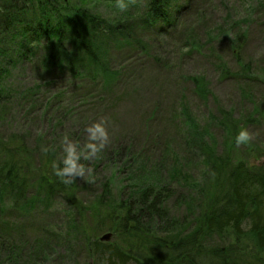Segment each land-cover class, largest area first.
<instances>
[{
    "label": "trees",
    "instance_id": "trees-1",
    "mask_svg": "<svg viewBox=\"0 0 264 264\" xmlns=\"http://www.w3.org/2000/svg\"><path fill=\"white\" fill-rule=\"evenodd\" d=\"M125 2L128 10L111 18L101 8L105 3L116 7L117 0H0V250L12 235L13 224L7 222V216L17 204L28 210L64 197L72 212L66 238L82 237L96 264H264V159L251 162L249 156H237L235 139L231 152L216 154L186 111L189 145L200 148L204 157L203 181L189 185L192 178L184 176L177 164L178 168L172 166L165 174L158 168L148 175L135 176L132 171L123 199L113 197L109 181L106 193L95 195L88 203L78 196L77 182L66 186L54 173L52 162H59L60 145L45 141L46 134L39 135V143L30 145L24 132H2V121L14 105V95L19 98L15 105L23 106L27 98L41 95L44 86L48 89L63 79L85 85L84 96L88 98L97 87L107 92L117 88L126 74L124 63L113 66V53L138 48L147 53L145 35L152 31L163 35L174 29L191 9L192 0ZM245 24L235 22L238 30L232 34L224 26L208 33L211 39L216 33L232 37L240 70L233 72L219 58L218 68L225 79L249 77L251 73L250 63L241 59L248 37V31L241 30ZM189 25L186 30L192 32L188 40L192 52L200 44L195 24ZM25 62L37 63L44 78L29 88H15L13 72ZM190 80L199 96L210 95L205 76H191ZM59 98L44 97L42 109L48 119ZM61 112L52 130L61 126L63 118L72 116L74 109ZM232 123L224 125L236 136L235 130L240 128ZM42 146L52 150L45 154ZM121 154L125 157L127 149ZM125 163L132 169L135 160L130 157ZM171 199L185 205L182 217L172 214ZM106 231L113 232L115 238L101 242L99 236ZM226 237L232 241L214 244L216 238L222 241ZM64 239L46 229L45 238L37 245L48 248L49 243L58 245L57 241ZM37 250L33 252L40 255Z\"/></svg>",
    "mask_w": 264,
    "mask_h": 264
},
{
    "label": "rangeland",
    "instance_id": "rangeland-1",
    "mask_svg": "<svg viewBox=\"0 0 264 264\" xmlns=\"http://www.w3.org/2000/svg\"><path fill=\"white\" fill-rule=\"evenodd\" d=\"M101 11L111 18L125 13L106 3ZM235 22L246 23L242 27L244 29L241 28L248 31L241 59L250 63L251 73L249 77L225 79L218 68L219 58L233 72L240 70L232 51V37L216 33L211 39L208 33L224 26L232 34L238 30L233 26ZM189 24H195L194 31L200 44L192 52L188 46L192 32L186 30ZM144 40L149 43L147 53L141 48L113 53V66L124 63L126 74L117 88L107 92L97 87L93 96L88 98L84 96L85 85L63 79L48 89L44 86L41 95L27 98L23 106L15 105L19 98L14 95L15 99L11 101L14 105L2 121L4 134L24 132L28 134L30 145L40 142V134L47 135L45 141L60 145L66 134L85 142L84 129L102 117H108L111 143L89 165L95 182L77 181L78 196L86 203L95 195L106 193L105 186L109 181L113 197L123 199L132 171L135 176L148 175L158 168V172L165 174V170L178 165L184 176L192 178L189 185L196 186L194 182L203 181L206 171L203 153L200 148L189 145V122L185 111L195 120L201 129L200 134L216 154L231 152L232 140L237 135L232 136L230 127L224 123L231 124L232 120V125L240 128L235 130L237 134L242 128L256 134L250 145L236 146V155L249 156L251 162L264 158V55L259 59L256 56L259 50L264 49V0H192L191 9L179 18L174 29L163 35L152 31L145 35ZM36 65L35 62H25L14 70L12 80L15 88H29L44 78L42 69ZM196 75L205 76L209 82L211 92L205 98L196 93L190 80ZM50 95H59L60 98L48 119L42 106L44 97ZM70 107H73L74 114L63 118L61 126L52 130L53 125H57L55 120L63 114L61 110ZM202 144L205 145L204 142ZM123 148L131 154L123 157ZM204 153L208 155V152ZM130 157L135 160L132 169L125 166ZM63 198L55 197L47 205L41 202L28 210L19 203L8 213L7 222L13 224L12 235L9 241L5 240L8 245L1 247L0 264H96L82 237L70 235L72 239L67 240L72 212ZM175 201L170 200L169 208L174 216L182 217L185 205H178ZM46 229L65 239L58 240V245L49 243L51 246L48 248L42 243L37 245L45 238ZM107 234L114 240L115 235L111 231L102 233L99 240ZM230 240V237L222 241L216 238L214 244L223 245L224 241Z\"/></svg>",
    "mask_w": 264,
    "mask_h": 264
},
{
    "label": "clouds",
    "instance_id": "clouds-1",
    "mask_svg": "<svg viewBox=\"0 0 264 264\" xmlns=\"http://www.w3.org/2000/svg\"><path fill=\"white\" fill-rule=\"evenodd\" d=\"M116 7L124 12L128 10L129 4L125 0H117ZM262 55H264V49L257 52V59ZM84 131L86 138L83 143L70 138L67 134L64 135L60 141L62 154L59 162H52L55 175L66 186L73 185L77 181L94 183L93 169L89 165L92 161L98 159L111 143L112 134L108 117H102L91 123ZM255 138V133L242 128L235 138V144L237 147L250 145ZM51 150L50 147L46 146L41 148V151L45 154Z\"/></svg>",
    "mask_w": 264,
    "mask_h": 264
},
{
    "label": "water",
    "instance_id": "water-1",
    "mask_svg": "<svg viewBox=\"0 0 264 264\" xmlns=\"http://www.w3.org/2000/svg\"><path fill=\"white\" fill-rule=\"evenodd\" d=\"M111 239V235L110 234H107V235H104L102 238H101V240L102 241H109Z\"/></svg>",
    "mask_w": 264,
    "mask_h": 264
},
{
    "label": "bare ground",
    "instance_id": "bare-ground-1",
    "mask_svg": "<svg viewBox=\"0 0 264 264\" xmlns=\"http://www.w3.org/2000/svg\"><path fill=\"white\" fill-rule=\"evenodd\" d=\"M102 237H103V236H102ZM102 237H101V238H102ZM101 238H100V241H101V242H105V241H102ZM110 240H111V239H110ZM110 240H109V241H110ZM109 241H107V242H109Z\"/></svg>",
    "mask_w": 264,
    "mask_h": 264
}]
</instances>
